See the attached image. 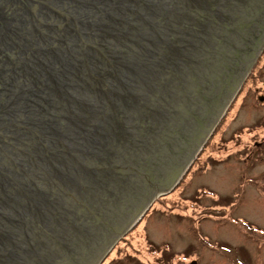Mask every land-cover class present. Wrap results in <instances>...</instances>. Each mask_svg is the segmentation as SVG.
<instances>
[{
	"label": "water",
	"instance_id": "1",
	"mask_svg": "<svg viewBox=\"0 0 264 264\" xmlns=\"http://www.w3.org/2000/svg\"><path fill=\"white\" fill-rule=\"evenodd\" d=\"M263 51L264 0H0V264H102Z\"/></svg>",
	"mask_w": 264,
	"mask_h": 264
},
{
	"label": "rangeland",
	"instance_id": "2",
	"mask_svg": "<svg viewBox=\"0 0 264 264\" xmlns=\"http://www.w3.org/2000/svg\"><path fill=\"white\" fill-rule=\"evenodd\" d=\"M258 74L262 82L259 86L264 88V56ZM259 99L251 93L234 121L230 132L235 129L240 140L247 137L242 127L254 126L264 118V105L259 104ZM216 142L206 147L199 162L190 169L187 180H191L183 193L189 200L188 207L179 206L180 213L167 214L164 209L170 195L166 196L153 203L149 218L129 236L135 248L130 252L138 254L140 260L157 264H264V235L256 231L264 228V171L260 172L264 167V147L251 155L214 151L213 161H209ZM143 226L152 241L160 245L154 249L162 248V258L154 259L146 252ZM124 245L119 244L105 263L125 255L128 257L123 261H137ZM177 254L181 257L173 259Z\"/></svg>",
	"mask_w": 264,
	"mask_h": 264
},
{
	"label": "trees",
	"instance_id": "3",
	"mask_svg": "<svg viewBox=\"0 0 264 264\" xmlns=\"http://www.w3.org/2000/svg\"><path fill=\"white\" fill-rule=\"evenodd\" d=\"M264 56V52L261 55L259 61L257 62V64L255 65L253 71L251 72L248 80L244 83V85L242 86L240 92L238 93L237 97L234 99V101L232 102V104L230 105L229 109L227 110V112L225 113V115L223 116V118L221 119L220 123L218 124V126L216 127V129L214 130L213 134L210 136V138L208 139V141L206 142V144L204 145V147L202 148V150L200 151V153L198 154V156L196 157V159L194 160V162L192 163V165L190 166V168L188 169V171L185 173V175L183 176V178L180 180V182L178 183V185L175 187V189L168 195L165 196H161L159 197L155 202L160 201L162 198L169 196V201L166 203V209H164V212H166L168 214V212H170V214L172 212H176V213H180V208H178L179 206H182L186 208L189 205V200L188 199H184L183 193H184V189L186 187V184H189L191 179L187 180V177L190 175V169L196 165L199 162V159L202 157L205 149L207 146H209L212 142H216L220 141L221 137L225 134L226 129L229 127V125L237 118V114L239 112V108L241 105V102L245 96V94L250 91V90H256V87H258L262 82H261V78H259L257 76L258 70H259V64L260 61L262 59V57ZM260 91L258 90L255 94L257 95ZM261 126L258 127V129ZM258 129H252V130H246L244 129L243 131H245L247 133V137H255L258 136L260 134V132H257ZM238 138H232L230 140H222V143L217 146L213 147V152H210L209 155V161H213V156L215 154L214 151H219L222 154H227V153H234L235 151L238 150V146H236V140ZM216 140V141H215ZM231 158V157H230ZM169 203V204H168ZM153 205V204H152ZM151 210H152V206L146 211V213L141 217V219L135 224V226L128 232L127 235H125L120 242L115 246V248L111 251V253L107 256V258L105 259V261L102 264H107L105 263L107 261V259L109 258V256L115 251V249L119 246V244L124 243V247L126 246L128 249V252H130V249H135L134 245L131 244V241L129 240V236L133 234V232L136 230V227H138V225L140 226L141 223L149 218L150 214H151ZM183 212H185V209H183ZM143 230H144V235H143V241L145 243V249L146 252L151 253L149 256L157 259L160 255V251L161 249H154L153 246H151L150 243H147V240L145 238L146 235V228L143 226ZM129 238V239H128ZM142 246V242L140 244ZM137 250V249H136ZM119 251H117L118 253ZM131 255L134 259L140 260L138 254H134L135 252H130ZM137 253V252H136ZM152 255V256H151ZM124 257H128V255H125ZM123 258H118L120 260H124ZM110 262V261H109ZM152 263V262H150Z\"/></svg>",
	"mask_w": 264,
	"mask_h": 264
},
{
	"label": "flooded vegetation",
	"instance_id": "4",
	"mask_svg": "<svg viewBox=\"0 0 264 264\" xmlns=\"http://www.w3.org/2000/svg\"><path fill=\"white\" fill-rule=\"evenodd\" d=\"M253 71V70H252ZM251 71V72H252ZM251 74V73H250ZM250 76V75H249ZM249 76H248V78H249ZM257 76L260 78L261 76L257 73ZM248 78L246 79V81L248 80ZM245 81V82H246ZM260 91L257 95L255 94L257 91ZM251 93H254V96L255 97H259L260 99V105H264V88H262L261 86H258V87H256V90L254 91V90H250V91H248L246 94H245V96H244V98H243V100H242V102H241V105H240V108H239V112H238V114H237V118L236 119H238L239 118V116H240V113L242 112V110H243V108H244V105H245V101H246V99L248 98V96L249 95H251ZM260 93H262V94H260ZM236 119L234 120V121H236ZM234 121L229 125V127L226 129V132H225V134L221 137V139H220V141H219V143H218V145L219 144H221L222 143V140L224 139L225 141L226 140H230V139H232V138H238V134H237V131H235V129L234 130H232V132H230V130H231V128H232V126L234 125ZM259 126H261L259 129H258V127ZM258 129V131L257 132H260V134L258 135V136H253V137H246L245 139H242V140H240L239 138L236 140L237 142H236V146H238V147H242L240 150H239V148H238V150L237 151H235L234 153H238V152H240L241 154H244V153H246L247 155L249 154V155H251L255 150H257V149H259V148H262V147H264V118L260 121V122H258L257 124H255L254 126H244V127H242L240 130H244V129H246V130H252V129ZM237 130V129H236ZM235 131V132H234ZM242 149H244V152L242 153L241 152V150ZM249 152V153H248ZM234 153H233V155H234ZM230 157H232V156H230ZM229 160H230V158H229ZM264 171V167H263V170L262 171H260V172H263ZM256 231L259 233V234H262V235H264V228H262L261 227V229H258V228H256ZM147 233H146V235H145V238H146V240H147V243H150L151 244V246H153V247H159L160 245L159 244H157V243H155L154 241H152V239L150 238V235H148V232L149 231H146ZM261 246V245H260ZM263 247H264V244L262 245ZM159 249H162V248H159ZM178 253V252H177ZM161 257V256H160ZM180 258L181 256H180V254H177L173 259H175V258ZM162 258V257H161ZM126 259V258H125ZM158 259V258H157ZM127 260H129V259H127ZM126 260V261H127ZM181 261V259H178V261ZM126 261H123V260H120V259H117V260H115V261H110V262H108L107 264H157L156 262L154 263V261L152 262V263H148V262H144V261H142V260H137V261H133V260H131L132 262H130V261H128V262H126ZM177 262V261H176ZM175 262V263H176ZM158 263H160V262H158ZM176 264H180V263H176ZM193 264H196V263H193Z\"/></svg>",
	"mask_w": 264,
	"mask_h": 264
}]
</instances>
